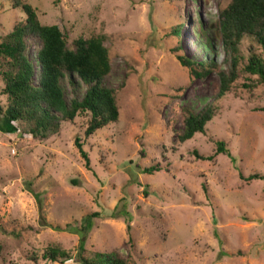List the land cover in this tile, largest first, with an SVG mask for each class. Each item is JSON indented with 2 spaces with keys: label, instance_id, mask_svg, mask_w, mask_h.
I'll return each instance as SVG.
<instances>
[{
  "label": "rangeland",
  "instance_id": "1",
  "mask_svg": "<svg viewBox=\"0 0 264 264\" xmlns=\"http://www.w3.org/2000/svg\"><path fill=\"white\" fill-rule=\"evenodd\" d=\"M18 1L69 40L103 36L119 117L86 138V115L46 139L0 131V264H79L80 240L86 255L116 251L128 264H264V181L245 179L264 175V83L240 72L217 96L229 69L220 10L230 0ZM14 2L0 0V40L23 19ZM177 24L182 54L219 70L189 76L171 50ZM239 48L260 51L247 38ZM209 102L218 110L204 132L179 142L181 107ZM218 140L232 159L214 154ZM49 243L70 259H43Z\"/></svg>",
  "mask_w": 264,
  "mask_h": 264
},
{
  "label": "trees",
  "instance_id": "2",
  "mask_svg": "<svg viewBox=\"0 0 264 264\" xmlns=\"http://www.w3.org/2000/svg\"><path fill=\"white\" fill-rule=\"evenodd\" d=\"M13 7H19L24 16L0 40V91L5 97L4 105L0 106V131L17 132L20 127L33 138L46 139L58 134L63 122L86 115V138L117 121L119 105L115 89L107 84L112 68L103 36H78L69 40L68 32L57 25L41 24L31 5L15 0ZM219 24L229 69L219 71L217 96L230 91L240 72L255 75L260 83H264V0H230L220 10ZM181 25L170 28L169 34L177 37V44L171 50L177 53L179 64L187 69L189 76L204 78L213 70H219L220 66L212 58L197 61L182 54ZM244 38L260 51L251 48L244 55L246 53L239 48ZM217 110V104L213 102L206 103L197 112L187 106L181 107L183 130L177 135L178 141L184 142L194 134L204 132ZM80 140L75 136L74 143L88 167L89 160ZM219 153H226L232 159L222 140L216 141L214 154ZM197 157L202 160L213 158L212 155ZM156 168L146 167L143 171L151 173ZM245 179L264 181V175L252 173ZM93 216L90 214L87 218ZM129 221L126 219L127 229L130 228ZM90 227L91 223L81 231L87 232ZM42 258L65 261L70 256L59 244L49 243ZM32 259L36 260V257ZM75 260L79 264H128L116 251H94L86 255L84 240L79 241Z\"/></svg>",
  "mask_w": 264,
  "mask_h": 264
}]
</instances>
